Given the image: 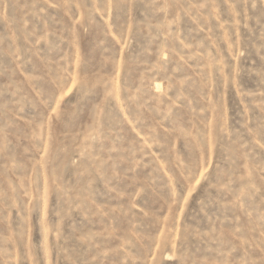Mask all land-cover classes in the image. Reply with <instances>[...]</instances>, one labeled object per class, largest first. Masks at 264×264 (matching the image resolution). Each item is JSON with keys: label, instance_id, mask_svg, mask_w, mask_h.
Returning <instances> with one entry per match:
<instances>
[{"label": "rangeland", "instance_id": "obj_1", "mask_svg": "<svg viewBox=\"0 0 264 264\" xmlns=\"http://www.w3.org/2000/svg\"><path fill=\"white\" fill-rule=\"evenodd\" d=\"M0 264H264V0H0Z\"/></svg>", "mask_w": 264, "mask_h": 264}]
</instances>
